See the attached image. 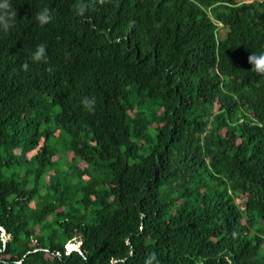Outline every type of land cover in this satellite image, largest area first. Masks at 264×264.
Listing matches in <instances>:
<instances>
[{
    "label": "trees",
    "instance_id": "1",
    "mask_svg": "<svg viewBox=\"0 0 264 264\" xmlns=\"http://www.w3.org/2000/svg\"><path fill=\"white\" fill-rule=\"evenodd\" d=\"M11 4L0 264H264V3ZM59 145L71 185L42 181Z\"/></svg>",
    "mask_w": 264,
    "mask_h": 264
},
{
    "label": "clouds",
    "instance_id": "2",
    "mask_svg": "<svg viewBox=\"0 0 264 264\" xmlns=\"http://www.w3.org/2000/svg\"><path fill=\"white\" fill-rule=\"evenodd\" d=\"M241 2H253L254 0H238ZM259 3H264V0H256ZM78 15L83 16L86 12V4H80L76 8ZM17 16L16 10L11 4V0H0V30H10L15 24V18ZM36 19L43 26L53 21L54 16L51 13L50 9L45 7L40 12L37 13ZM33 61L36 62H47V47L45 44L41 43L37 45L36 50L32 54ZM249 61L257 72L264 73V53L259 55L251 54ZM27 69L28 65H24ZM84 107L91 113L95 111L96 100L95 98L85 97L83 99ZM145 264H160V261L155 253H152L149 257L146 258Z\"/></svg>",
    "mask_w": 264,
    "mask_h": 264
},
{
    "label": "rangeland",
    "instance_id": "3",
    "mask_svg": "<svg viewBox=\"0 0 264 264\" xmlns=\"http://www.w3.org/2000/svg\"><path fill=\"white\" fill-rule=\"evenodd\" d=\"M56 140H57V138H54L52 140V144ZM56 151L60 155L61 159L58 160L57 163L53 164L52 170L49 173H47L49 175L44 176L42 178V181L45 180V181L49 182L50 180H55V181L58 180V181H60L63 184H67V185L70 184L71 185V183H73V182L70 181L71 177L66 172V167L64 166L65 164H63V166H60L61 163L64 162L63 159L65 157V153H64L65 147H63V145H59L58 149Z\"/></svg>",
    "mask_w": 264,
    "mask_h": 264
}]
</instances>
